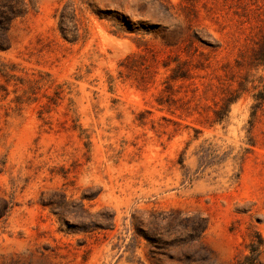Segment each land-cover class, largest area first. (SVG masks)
Listing matches in <instances>:
<instances>
[{
    "label": "rangeland",
    "instance_id": "374dc122",
    "mask_svg": "<svg viewBox=\"0 0 264 264\" xmlns=\"http://www.w3.org/2000/svg\"><path fill=\"white\" fill-rule=\"evenodd\" d=\"M10 10L0 264H264V0Z\"/></svg>",
    "mask_w": 264,
    "mask_h": 264
},
{
    "label": "trees",
    "instance_id": "16d2710c",
    "mask_svg": "<svg viewBox=\"0 0 264 264\" xmlns=\"http://www.w3.org/2000/svg\"><path fill=\"white\" fill-rule=\"evenodd\" d=\"M0 13L1 14H4L5 15V17L3 18V19H8L9 17H10V15H12L11 13V10L7 13V12H3V11H0ZM182 225H184V226H186L187 224H186V221H184L183 223H182Z\"/></svg>",
    "mask_w": 264,
    "mask_h": 264
}]
</instances>
